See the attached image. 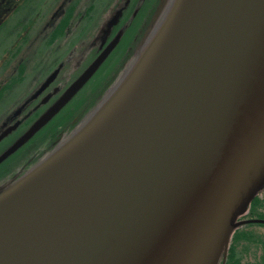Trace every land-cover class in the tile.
<instances>
[{
	"label": "water",
	"instance_id": "1",
	"mask_svg": "<svg viewBox=\"0 0 264 264\" xmlns=\"http://www.w3.org/2000/svg\"><path fill=\"white\" fill-rule=\"evenodd\" d=\"M163 26L95 131L42 166L59 143L0 196V264H219L227 253L264 186V0H175ZM119 39L0 163L61 111Z\"/></svg>",
	"mask_w": 264,
	"mask_h": 264
},
{
	"label": "rangeland",
	"instance_id": "2",
	"mask_svg": "<svg viewBox=\"0 0 264 264\" xmlns=\"http://www.w3.org/2000/svg\"><path fill=\"white\" fill-rule=\"evenodd\" d=\"M172 1H167L166 8ZM74 2L76 5L72 17L70 16V11L66 9L59 17H56L58 15L55 16L56 10L63 3L61 0H33L31 3L21 7L20 9L22 10L18 11V13H13L5 18L8 21L4 23V26H1L2 28L0 27V127L4 120L13 118L11 115L14 114L15 109L17 110V106L32 95L57 62L68 58L71 62L81 61L86 64L97 55L99 46L106 42L108 36L110 35L111 37L119 29L121 21L117 26L112 24V31L109 32L108 22L114 18L118 9L122 7L123 0H75ZM70 4L65 8L69 7ZM88 6L91 7V10ZM30 20L31 22H29ZM52 26L53 28L51 29L50 27ZM158 26L144 38L143 45L136 53L135 60L128 64L124 72H121L119 78L108 90L100 106L97 107L98 109L96 108V111L89 113L90 115L96 113V125L118 107L140 74L142 67L151 57L159 34H161L164 27L158 28ZM135 34L113 50L96 75L82 88L78 96L65 106L58 118H54L55 120H52L51 123L58 121V119L64 121L67 117L69 120L75 115L76 110H79V104L87 93H92L91 98H94V92H99L103 89L105 83L112 78L119 63L129 52L134 42ZM57 35L58 37L54 39L53 36ZM70 51H76L74 56L77 55L78 59H75L77 57L69 58ZM24 63L26 66H22ZM71 69L75 74L78 72V69L73 68V66H71ZM25 113L26 110L24 109L22 114L24 115ZM24 116V121H31L34 118L33 115L28 119L26 117L27 114ZM22 129L20 131H23ZM13 136L9 138L10 140L8 139L0 145V150L14 141ZM41 136L42 132L34 136L26 145L13 154L8 159L9 165L15 168L17 161L25 157L24 160L28 159L27 156L31 155L33 146H35ZM49 141L50 139L43 146L47 145ZM35 152L33 151V153ZM27 167L28 165H24L19 171L23 172ZM16 174H13L14 177L17 176ZM9 184L1 189L8 187ZM259 196L263 197V195ZM251 230L255 233H264V226H252Z\"/></svg>",
	"mask_w": 264,
	"mask_h": 264
},
{
	"label": "trees",
	"instance_id": "3",
	"mask_svg": "<svg viewBox=\"0 0 264 264\" xmlns=\"http://www.w3.org/2000/svg\"><path fill=\"white\" fill-rule=\"evenodd\" d=\"M157 3L158 1L155 2V4L149 9L147 13H145L147 1L142 2V5L137 10V13L135 11L137 5L134 4L129 9L123 10V17L119 28L122 29V31H120L121 39L119 45L122 44L126 39L134 36L135 32L137 31L135 34L134 42L129 49V52L119 63L112 78L105 83L103 89L99 92H94V98H91L92 93L90 92L83 97V101L79 104V110H76V113L74 116H72V118L68 120L67 117L64 121L58 119V121H54L44 128V130L42 131V136L38 139L35 146H33L31 155L27 156V165L34 163L41 157L42 154L53 149L65 134L71 132L89 112H91L98 106L104 94L107 92L116 78L134 59L133 57L143 45L144 38L150 34L151 28H148L147 22L148 20H150L152 14L154 13ZM140 20L142 21L140 22ZM53 37L56 38V36ZM109 38L107 40H109ZM103 45L98 49L97 54L103 48ZM22 66H26L25 63ZM58 116L56 118H58ZM48 139H50V141L47 143V145L43 146V144ZM33 151L36 152L33 153ZM25 158H23L22 160H24ZM22 160L17 161L16 166L20 162H23ZM15 173H17L16 175L18 176L22 172L17 169ZM1 176L3 177L4 174H1ZM244 218L250 220L241 224L237 228L230 242V247L228 249L226 257L222 258L220 264H264V233H255L253 232V230H251L252 226H264V196L260 197L259 195H257L253 199L249 212L244 216Z\"/></svg>",
	"mask_w": 264,
	"mask_h": 264
},
{
	"label": "flooded vegetation",
	"instance_id": "4",
	"mask_svg": "<svg viewBox=\"0 0 264 264\" xmlns=\"http://www.w3.org/2000/svg\"><path fill=\"white\" fill-rule=\"evenodd\" d=\"M32 1L33 0H0V27L4 26V23H6L8 21V19L7 20L5 19L7 16L9 17L13 13H18V11L22 10V9H20L21 7H23L24 5H27L28 3H31ZM61 1L63 3L56 10L55 16L58 15L56 17H59L61 15V13L64 11V9H66V10L70 11V14L72 17L74 15V10H75V5H76L74 2L75 0H68V1L65 0L67 2H65L64 0H61ZM145 1H147L145 13H147L149 11V9L155 4V2L158 1V3L156 4V8L154 10V13L152 14L150 20H148V22H147L148 28L149 29L151 28V31H153V29L157 25L158 19L156 21H154L153 23H152V20L155 16L157 8H158V6L162 0H124L123 7L121 9H119L117 14L114 16V18L108 22V27H109L108 31L109 32L112 31V24L120 23V21L122 20L121 16L123 14L124 9H129L134 4V5H137V7L135 8V11L137 13V10L142 5V2H145ZM167 1L168 0H166L164 2V6L167 3ZM68 4H70L69 7L65 8ZM88 8L90 9L91 7L88 6ZM89 9H87V11L90 12L91 9L90 10ZM159 16H160V14H159ZM31 20L29 22H31ZM141 21L142 20H140V22ZM50 28L52 29L53 26ZM57 37H58V35L56 36V38ZM113 37H111L110 40ZM56 38H54V39H56ZM74 54H76V51H73V52L70 51V53H69L70 57L69 58L72 59L74 57H77V55L74 56ZM75 59H78V57ZM91 61L92 60H90L89 62H87L85 64L84 62H81V61H79V62L72 61L71 62L70 59L67 58L66 60L59 61L55 64V66L46 75L45 80L34 90L32 95L29 96L28 98H26L23 102H21L19 104L20 106L19 105L17 106L18 107L17 110L15 109L14 114L11 115V117H13V118L3 121V123L0 127V134L4 130H6L7 128L11 127L12 129L7 133V135H5L1 139L0 145L2 143H4L6 140H8L11 136L14 135L15 137L13 136L14 141L11 144H8L2 150H0V154L3 153L8 147H10L12 144H14V142H16L19 138H21L25 134V132L30 127V125L33 123V121L37 117H39L42 113H44L53 103H55L57 101V99L61 96V94L69 86V84L73 80H75L87 68V66L90 64ZM71 66H73V68L78 69V72L76 74L72 72L73 70L71 69ZM52 76H53V80L49 84H47V80ZM62 80H64L65 82L63 81V83H62ZM67 82H69V83H67ZM72 100L69 103H71ZM24 109L26 110V113L24 115L27 114V116H26L27 119L29 117H31L32 115H34L36 112H38L37 113L38 115L31 121L30 120L24 121L25 116L22 114V111ZM62 111H63V109H62ZM52 120H54V119L53 118L50 119V121L47 124H50ZM21 128H23L22 129L23 131H20ZM42 131H39V133H41ZM15 133H17V134L15 135ZM10 157H12V156H10ZM10 157H8L6 160H4L2 163H0V196L4 195L10 189H12L14 186H16V184L22 182L28 176L32 175L37 169L35 167L37 164H28V167L25 169V171H23L18 176L14 177L13 174L16 172L17 169L22 168L24 165L27 166L28 160L26 159L25 161L20 162L17 166H15V168H16L15 169L11 165H9L10 162L8 161V159ZM1 174H4V176L2 177ZM8 183H10L8 187L6 186V188L1 189L5 185H8ZM11 185H12V187H10ZM262 195L264 196V187L262 190Z\"/></svg>",
	"mask_w": 264,
	"mask_h": 264
},
{
	"label": "bare ground",
	"instance_id": "5",
	"mask_svg": "<svg viewBox=\"0 0 264 264\" xmlns=\"http://www.w3.org/2000/svg\"><path fill=\"white\" fill-rule=\"evenodd\" d=\"M174 2H175V0H173L169 4V6L166 8V10H165V12H164V14L160 20L158 28L162 27L165 24L167 18L169 17V14L173 8ZM158 28H157V30H158ZM117 47H119V44L117 45ZM97 126L98 125H96V113H94L93 115H90L88 118H86L74 133H72L69 136H66L63 139V141L61 142L58 149L55 152H53L52 154H50L48 157H46L44 159V161H42L41 165L42 166L47 165L51 159H54L58 155L64 153L68 149H70L76 143L82 141L84 138L89 136L93 131H95Z\"/></svg>",
	"mask_w": 264,
	"mask_h": 264
}]
</instances>
